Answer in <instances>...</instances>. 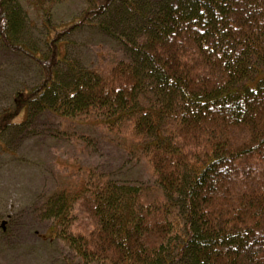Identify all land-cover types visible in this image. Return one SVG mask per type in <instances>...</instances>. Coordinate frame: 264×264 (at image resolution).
I'll return each instance as SVG.
<instances>
[{
  "label": "trees",
  "instance_id": "16d2710c",
  "mask_svg": "<svg viewBox=\"0 0 264 264\" xmlns=\"http://www.w3.org/2000/svg\"><path fill=\"white\" fill-rule=\"evenodd\" d=\"M23 1L0 0V42L41 78L0 113V135L34 106L107 132L127 122L162 188L147 200L81 173L46 203L53 236L84 263L264 264V0H85L64 24L53 0H27L41 10L45 51L27 39ZM89 26L131 56L105 71L68 60L66 37Z\"/></svg>",
  "mask_w": 264,
  "mask_h": 264
},
{
  "label": "rangeland",
  "instance_id": "374dc122",
  "mask_svg": "<svg viewBox=\"0 0 264 264\" xmlns=\"http://www.w3.org/2000/svg\"><path fill=\"white\" fill-rule=\"evenodd\" d=\"M26 2L22 3L29 20L27 39L45 51L41 10ZM84 3L53 0L54 22H68ZM106 20L121 36L124 26L116 23L115 13ZM114 33L98 26L75 31L66 37L67 59L81 68L105 71L115 61L129 58L131 51ZM40 70L0 42V113L14 107L17 91L39 82ZM59 71L64 79L72 76L67 64L62 63ZM31 114L28 122L20 124L25 111L20 113L14 120L17 125L0 135V264H106L84 263L53 236L54 218L45 211L49 198L61 188L78 184L81 173L88 170L118 185L140 187L147 200L162 195V188L141 148L129 140L127 122L107 132L95 122L66 121L38 106Z\"/></svg>",
  "mask_w": 264,
  "mask_h": 264
}]
</instances>
